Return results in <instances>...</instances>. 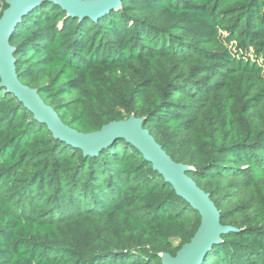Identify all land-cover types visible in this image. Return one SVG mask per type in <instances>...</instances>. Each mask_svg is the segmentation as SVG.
Returning a JSON list of instances; mask_svg holds the SVG:
<instances>
[{"label": "trees", "instance_id": "trees-1", "mask_svg": "<svg viewBox=\"0 0 264 264\" xmlns=\"http://www.w3.org/2000/svg\"><path fill=\"white\" fill-rule=\"evenodd\" d=\"M10 44L71 128L134 114L190 166L236 228L201 264H264V0H122L98 20L44 2ZM199 222L132 144L84 156L0 87V264H162Z\"/></svg>", "mask_w": 264, "mask_h": 264}, {"label": "water", "instance_id": "water-1", "mask_svg": "<svg viewBox=\"0 0 264 264\" xmlns=\"http://www.w3.org/2000/svg\"><path fill=\"white\" fill-rule=\"evenodd\" d=\"M44 2H51L70 17L79 20H98L109 11L121 7L122 0H5L6 7L0 16V87L14 95L29 110L35 120L46 125L55 139L80 149L84 156L95 157L114 140L123 139L132 144L152 164V169L164 176L177 193L192 208L198 210L200 222L190 240L171 255L160 254L162 264H201L215 245L222 243V235L235 231L232 225L220 222V213L204 192L187 175L190 166L174 161L144 127V118L131 114L127 119L111 120L93 132H82L63 122L54 109L39 96L36 88L19 81L16 73L15 48L10 38L15 27L26 13Z\"/></svg>", "mask_w": 264, "mask_h": 264}, {"label": "rangeland", "instance_id": "rangeland-1", "mask_svg": "<svg viewBox=\"0 0 264 264\" xmlns=\"http://www.w3.org/2000/svg\"><path fill=\"white\" fill-rule=\"evenodd\" d=\"M186 149V146L184 147V150ZM173 242V245L174 246H177L180 242H178V240H173L172 241Z\"/></svg>", "mask_w": 264, "mask_h": 264}]
</instances>
